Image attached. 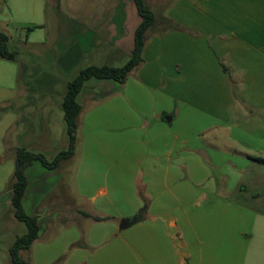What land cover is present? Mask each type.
<instances>
[{"label": "crops", "instance_id": "1", "mask_svg": "<svg viewBox=\"0 0 264 264\" xmlns=\"http://www.w3.org/2000/svg\"><path fill=\"white\" fill-rule=\"evenodd\" d=\"M28 2L42 16L41 0ZM110 13L114 25L96 52L113 67L130 59L138 25L127 40L124 9ZM95 21L101 33L105 22ZM164 23L146 32L142 64L123 85L91 79L78 94L81 110L90 108L79 129L75 188L60 186V171L38 162L25 170L21 205L39 226L32 264H53L78 240L80 213L109 220L86 230L91 254L73 251L63 264H264V210L245 203L258 192L244 196L264 188V166L250 159L264 160V0H174ZM0 32L10 42L5 21ZM9 69L2 80L12 78ZM64 94L65 87L53 94L61 111ZM96 167L141 177L143 188L116 180L93 188ZM50 230L57 237L47 245ZM49 244L55 249L46 252Z\"/></svg>", "mask_w": 264, "mask_h": 264}, {"label": "rangeland", "instance_id": "2", "mask_svg": "<svg viewBox=\"0 0 264 264\" xmlns=\"http://www.w3.org/2000/svg\"><path fill=\"white\" fill-rule=\"evenodd\" d=\"M173 1L143 0L145 7L151 11L154 18V24L149 32L159 31L166 26L164 20ZM41 2L42 16L39 15L37 6L29 3L28 0H0V20L6 22L11 37L8 48L18 53L15 63L0 61L2 64L0 67V264H11L8 250L17 238L26 233L25 225L15 219L11 205L12 192L9 185L16 150L25 149L27 152L42 155L51 162L59 152L67 149L66 124L62 111L55 105L58 99L53 94H62L64 87L66 90L67 83L72 81L81 69L89 65L95 67L108 65V62H103L105 60L99 57L101 52L96 50L107 43L101 40L108 35L107 25H114V23L108 24L107 20L111 19L108 17L109 11L110 14L115 15L120 8L124 9L123 26L127 40L132 41V32L140 22L132 0H41ZM95 20L105 22L101 33L95 34L97 23L101 25ZM39 22L42 29L35 28L36 23ZM32 41H41L45 44L39 47L26 45L27 42ZM120 60L122 61L112 64L113 67H122L129 58ZM9 68L13 70L12 78L2 80V77L10 74ZM28 98L33 101L30 102ZM89 105L90 102L85 104L83 117L89 111ZM97 108L93 107V113L98 112ZM30 137H32L31 143ZM77 160L78 157L69 161L64 166V171H60L62 176L60 186L75 188ZM93 172L95 173L93 188H112L113 180L118 181L120 188H143L139 184L141 177H113L111 174L106 175L102 168L97 167ZM50 178V182L56 184L55 176ZM212 178L217 179L216 172H212ZM180 181L186 182L185 177H180ZM56 185L58 186V183ZM247 190L244 196L257 192L259 194L256 200L247 199L245 203L264 210V188H247ZM24 208L26 210V205ZM91 225H93L92 219L83 220L78 225L77 232L80 234L78 240L69 245L65 253L58 256L54 262L62 259L63 264L72 258L70 255L73 251L87 250L86 252L89 251L91 254L92 251L85 245L86 230ZM46 237L41 240L44 244L49 243L57 235L55 236L50 230ZM55 246L56 244H49L46 252L53 251ZM32 247L29 254L26 255L24 252L20 254L22 258L29 259L31 264Z\"/></svg>", "mask_w": 264, "mask_h": 264}, {"label": "trees", "instance_id": "3", "mask_svg": "<svg viewBox=\"0 0 264 264\" xmlns=\"http://www.w3.org/2000/svg\"><path fill=\"white\" fill-rule=\"evenodd\" d=\"M136 8L140 22L136 27L133 35V48L128 62L119 68L109 66H90L79 71L77 76L66 85L64 97L62 99L61 108L63 118L66 124V133L68 136V147L66 151L59 152L55 158L48 162L43 156L35 155L24 149H17L14 158V168L11 183L9 185L12 192L11 205L13 207L15 219L24 224L26 233L17 238L8 250L11 264H31L29 259L21 257V252L26 255L30 253L32 245L37 241L39 226L35 218L29 217L24 212L21 200L23 198L27 181L25 178V170L33 163L38 162L43 168L49 171H61V166L66 165L71 160L78 157L80 137L79 127L82 110L76 102V98L80 93L85 82L93 79L97 81H109L119 85H123L127 79L142 64L141 54L146 42V32L154 24V18L151 11L145 7L143 0H132ZM8 37L0 32V60L15 63L18 59V53L10 51L8 48ZM253 162L263 165L264 160L259 158H250ZM146 208V207H144ZM83 218L92 219L93 222H103L109 220L108 217L91 218L86 213H80ZM138 220V216L134 221ZM83 233H81L82 235ZM62 259L57 260L53 264H61Z\"/></svg>", "mask_w": 264, "mask_h": 264}, {"label": "water", "instance_id": "4", "mask_svg": "<svg viewBox=\"0 0 264 264\" xmlns=\"http://www.w3.org/2000/svg\"><path fill=\"white\" fill-rule=\"evenodd\" d=\"M134 223V220H121L119 222V229L120 230H125L129 226H131Z\"/></svg>", "mask_w": 264, "mask_h": 264}]
</instances>
